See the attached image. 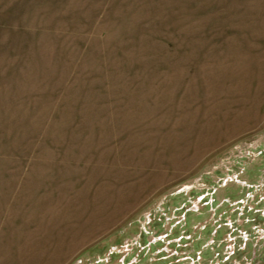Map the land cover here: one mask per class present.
Instances as JSON below:
<instances>
[{"label":"rangeland","instance_id":"374dc122","mask_svg":"<svg viewBox=\"0 0 264 264\" xmlns=\"http://www.w3.org/2000/svg\"><path fill=\"white\" fill-rule=\"evenodd\" d=\"M0 264H264V0H0Z\"/></svg>","mask_w":264,"mask_h":264}]
</instances>
